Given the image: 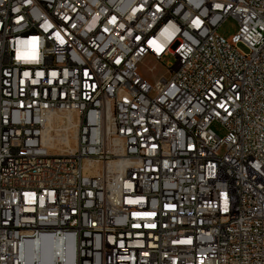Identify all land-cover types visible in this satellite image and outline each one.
I'll return each mask as SVG.
<instances>
[{
  "label": "built area",
  "instance_id": "built-area-1",
  "mask_svg": "<svg viewBox=\"0 0 264 264\" xmlns=\"http://www.w3.org/2000/svg\"><path fill=\"white\" fill-rule=\"evenodd\" d=\"M0 264H264V0H0Z\"/></svg>",
  "mask_w": 264,
  "mask_h": 264
},
{
  "label": "rangeland",
  "instance_id": "rangeland-1",
  "mask_svg": "<svg viewBox=\"0 0 264 264\" xmlns=\"http://www.w3.org/2000/svg\"><path fill=\"white\" fill-rule=\"evenodd\" d=\"M238 32V23L233 18H227L219 27L218 34L227 41L236 35ZM176 63V58L173 56L164 57L162 62L159 64L151 58L145 59L138 66V73L141 77L146 79L150 84H154L161 77L167 75L166 67L174 65ZM212 131L219 137L223 138L226 136L225 127L219 122H213L211 124ZM70 134L72 131L69 132ZM59 145L60 142H58ZM55 146V144H53ZM70 145V141H69ZM56 153H60L56 151Z\"/></svg>",
  "mask_w": 264,
  "mask_h": 264
},
{
  "label": "bare ground",
  "instance_id": "bare-ground-1",
  "mask_svg": "<svg viewBox=\"0 0 264 264\" xmlns=\"http://www.w3.org/2000/svg\"><path fill=\"white\" fill-rule=\"evenodd\" d=\"M73 139H74V136H73ZM58 140H59L60 144L65 145V146H69V141H70L69 137L66 138V137L60 136V137H58ZM43 142L46 146L53 145L52 141L47 142L45 137L43 138ZM34 169L37 171H45V163L34 162ZM17 170H26V162H18L17 163Z\"/></svg>",
  "mask_w": 264,
  "mask_h": 264
}]
</instances>
